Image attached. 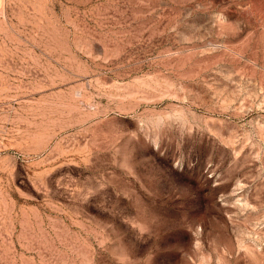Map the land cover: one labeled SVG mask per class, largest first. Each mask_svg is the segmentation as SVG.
Masks as SVG:
<instances>
[{"label": "rangeland", "instance_id": "374dc122", "mask_svg": "<svg viewBox=\"0 0 264 264\" xmlns=\"http://www.w3.org/2000/svg\"><path fill=\"white\" fill-rule=\"evenodd\" d=\"M0 264H264V0H0Z\"/></svg>", "mask_w": 264, "mask_h": 264}]
</instances>
